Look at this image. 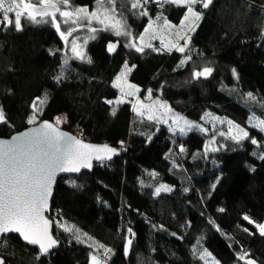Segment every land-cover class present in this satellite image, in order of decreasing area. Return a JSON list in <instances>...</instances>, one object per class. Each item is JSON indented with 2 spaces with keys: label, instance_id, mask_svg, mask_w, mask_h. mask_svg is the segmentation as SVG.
<instances>
[{
  "label": "trees",
  "instance_id": "trees-1",
  "mask_svg": "<svg viewBox=\"0 0 264 264\" xmlns=\"http://www.w3.org/2000/svg\"><path fill=\"white\" fill-rule=\"evenodd\" d=\"M70 4L98 5L96 0ZM104 5L112 7L106 0ZM115 8L130 35L116 36L100 26L95 32L76 30L89 35L83 52L91 63L75 58L50 22L22 19L20 31L0 27V108L7 119L0 123V138L63 115L59 127L121 150L90 172L58 178L49 215L60 241L56 250L37 259L35 246L9 234L0 241L4 264H89L91 255L101 264H264V235L255 226L264 221V131L249 125V117L264 119V0L195 5L201 19L184 52L167 50L157 39L142 52L125 45L136 44L148 23L178 24L186 7L149 0L133 9L131 0H116ZM110 43L116 44L111 52ZM125 64L139 95L151 90L153 98L199 124L207 116L226 118L245 128L249 138L226 135L213 151L199 128L174 134L136 113L130 99L106 103L117 101L111 83ZM205 67L212 73L194 79L193 72ZM37 98L44 102L37 101L34 111ZM33 116L35 122L28 123ZM161 185L171 191L157 195ZM205 252L209 255L200 259Z\"/></svg>",
  "mask_w": 264,
  "mask_h": 264
},
{
  "label": "snow or ice",
  "instance_id": "snow-or-ice-1",
  "mask_svg": "<svg viewBox=\"0 0 264 264\" xmlns=\"http://www.w3.org/2000/svg\"><path fill=\"white\" fill-rule=\"evenodd\" d=\"M107 4L112 5L111 8H104L103 12L92 11L89 12L87 7H78L73 10H64L70 6V0H0V27L8 28L14 26L17 31L22 30V19H27L33 23H51L60 33L61 39L67 40V37L72 35V32L76 31L75 28H71L67 33L60 30V23L57 21V13L64 24L69 22L75 24L77 19H87L91 24L93 19L99 23L104 24L105 28H112L115 31L116 36L130 35L129 32L122 30L121 21L115 19V3L116 0H106ZM154 3H158L161 7L164 4H173L180 7H186V13L184 20H188L191 16L194 20L201 19V13L195 10V5H202L207 9L213 0H152ZM96 3L101 7L104 5L105 0H96ZM149 0H131V7L133 9L140 8L143 5H147ZM13 14L10 16L9 14ZM141 15H147V11L140 13ZM50 17L51 20L44 19ZM76 17L77 19H74ZM39 18V19H38ZM159 19V17H158ZM167 23V22H166ZM183 23V21H182ZM151 25H149L150 27ZM195 30L194 28L192 29ZM91 32H95L96 29H90ZM147 32L148 29L146 28ZM264 36V31L261 32ZM78 39V38H76ZM74 39L72 43V52L75 58L87 60L91 63V60L82 51V46L76 43ZM91 39H95L92 36ZM141 39L143 37L141 36ZM87 43V40H85ZM187 42L183 47H177L172 45L177 51L184 52ZM126 47H133L138 52H142V47H137L135 43L126 44ZM150 47V45H148ZM115 49L114 44L108 45V50L111 52ZM187 60H182L180 63L184 64ZM69 64L68 58L63 61V66L67 67ZM125 68L130 71L128 65L125 64ZM212 73V69L205 67L200 71L193 72V78L200 77L207 78ZM123 73L121 74V76ZM233 75H236L235 69H233ZM64 73L61 71L54 79L60 82L63 79ZM121 76H117V80L121 79ZM114 87L118 86L114 83ZM151 90H149V96ZM249 98H253L252 93L247 94ZM46 99V98H45ZM37 101L43 103V100L37 98L33 101V109L37 110ZM108 104L120 103L121 101H105ZM161 107H167L161 105ZM169 111H171L169 109ZM115 114V109H113ZM150 119L152 117H149ZM59 122V117L56 118ZM183 118L176 117L173 123ZM250 120L255 119L249 117ZM35 122V116L29 119L28 123ZM0 123H7L5 113L0 108ZM231 124V122H229ZM194 127H199L192 122L184 120L183 126L177 124L176 128H171L174 134L179 131L181 135L186 134V130H192ZM238 131L242 135H233L231 138L234 140H241L248 137V133L243 129ZM253 127H259L261 131H264V119H258L253 124ZM203 131V129H201ZM13 140H18L19 143L15 146H10L6 152L0 153V238H3L9 233H18L19 236L30 245H37L39 252L37 259L40 256L49 252L57 244V240L49 234V226L53 223L50 219L46 218L44 212L48 210V200L51 195L52 183L59 172L74 173L79 172L81 167H91L88 161L91 159V152H105L116 153V149L110 148L107 145L103 148H96L91 145L82 143L80 140L74 138H62L56 133L54 126L51 123L45 122L43 127L35 129L30 136L25 137L23 134L21 137H13ZM252 144H257L255 139L251 140ZM6 143V142H5ZM207 147V146H206ZM87 149L88 152L81 151ZM215 151V149H212ZM180 151L183 152L184 148L181 146ZM105 157L96 156L97 160H102ZM106 158L111 159V156ZM264 159V156L260 157ZM175 167V165H174ZM75 186V181H69ZM215 188V184L212 185ZM161 191H171L165 185H161L156 189L158 195ZM187 191V189H185ZM222 211V209H221ZM245 220L249 223H255L249 217L245 216ZM64 228V231H72V226L59 225ZM260 231L261 235H264V224L257 223L255 225ZM78 232V230H76ZM131 234L132 230H128ZM134 235V234H133ZM79 239V237H77ZM132 244V240L128 239L125 244V255L128 254L129 248ZM3 245L0 244V247ZM103 248V245H97ZM106 253L110 252V249H104ZM209 255L204 253L200 256V259H205V256ZM247 254H242L239 259H244ZM0 264H4L3 260H0ZM89 264H101L97 255H91ZM247 264H255L254 261L248 260Z\"/></svg>",
  "mask_w": 264,
  "mask_h": 264
},
{
  "label": "rangeland",
  "instance_id": "rangeland-1",
  "mask_svg": "<svg viewBox=\"0 0 264 264\" xmlns=\"http://www.w3.org/2000/svg\"><path fill=\"white\" fill-rule=\"evenodd\" d=\"M78 7H81V6H78V5L75 6V5L70 4V6L64 10L71 11L74 8H78ZM104 8H111V6L103 5L101 7L100 5H97L93 7L92 9H88V8L87 9L89 12L98 11V10L100 12H103ZM73 18L77 19L76 17H73ZM44 19L49 20V21L51 20L50 17H45ZM115 19H118L121 21L123 31H126V32L129 31L119 16L115 15ZM57 21L60 23V30L65 33H67V31L71 28H75L76 30L87 28L88 31H90V29L92 28L96 29L99 26L101 28L105 27L104 24L99 23L95 19L91 21V24L88 23L87 19H77V22L75 24L71 22H69L68 24H64L63 21L60 19L58 13H57ZM198 21L194 20L191 16H189L188 20H184V17H183L179 21V23L176 25H173L170 23H163L161 26H156L154 24L148 23L147 26L141 32L139 39L135 40L136 46L143 47V46H146L149 43V41H151L152 39H157L165 49L176 50V48H173L172 45L175 44L177 47H183L185 43L188 42L190 34L193 31L192 29L195 28ZM149 25L151 26L149 27ZM146 28L148 29L147 32L145 31ZM141 36L143 37V39H141ZM88 38H89L88 33L87 34H77L76 31H74L72 32V35L67 37V40H64V44L66 46V49L72 54H74L71 50L72 49L71 42L74 39H76V43L81 45L82 51H84L85 40H87ZM111 44H114L116 46L115 43H111ZM122 73L123 75L121 76ZM117 76H121V79L117 80ZM117 76L113 79L111 83L112 87L118 93L117 100L123 101V100L130 99V101L133 104L134 111L136 113L143 115L144 117L148 119H150L149 117H152L151 120H153L154 122L158 124H163L169 129L176 128L177 124L179 126H183L184 120L192 122L195 125H199V127H194V128L203 129V132L208 134V139L206 142L207 149H217L218 147L223 146L224 145L223 139H224V136L226 135H229L230 137H232L233 135H242V133L239 132L236 127L239 125L233 123L232 121L226 118H220L216 116H210V117L207 116V117H204L203 124H199L197 119L182 115L174 111L166 103L153 98L152 95L149 96V91H147L143 96L139 95V89L134 87L129 81V71L128 69L125 68V66L122 68V70ZM114 83L118 86L114 87L113 86ZM162 104L166 105L167 107H161ZM169 109L171 111H169ZM57 117L60 118L59 122H57V119H55V123H57V126H58L62 123V121L64 120V117L63 115H59ZM176 117H181L183 119L177 121V123L174 124L173 120H175ZM256 120L258 119L255 118L253 120H249V125H253L256 122ZM229 122H231V124H229ZM223 127L225 128V130ZM239 129H243L244 131H246L245 128H242L240 126H239ZM186 131H189V130H186ZM75 135L77 136V134ZM261 224H264V221ZM257 231L260 232L258 229Z\"/></svg>",
  "mask_w": 264,
  "mask_h": 264
},
{
  "label": "water",
  "instance_id": "water-1",
  "mask_svg": "<svg viewBox=\"0 0 264 264\" xmlns=\"http://www.w3.org/2000/svg\"><path fill=\"white\" fill-rule=\"evenodd\" d=\"M45 122H48V123H51L55 130H56V133L59 134L62 138L64 139H67L69 137L71 138H74L76 140H80L82 143L84 144H87V145H91V146H94L96 148H103V146L107 145L108 147L110 148H113V149H116V153L115 154H112V153H105V152H91L90 153V156H91V159L88 161V163L91 164V167H81L80 171L79 172H74V173H66V172H59L57 173V175L55 176L54 180H53V183H52V189H51V195L49 197V200H48V210L44 212V215L46 218L50 219L52 221V219L49 217L50 215V209H51V199H52V196H53V192H54V188H55V185L57 183V180L58 178L62 177V176H69V175H79L81 172L83 171H87V172H90L91 169L93 168V166L97 163H100V162H107V161H110L111 159L117 157L120 155L121 153V150L119 148H116V147H113V146H110L108 144H105V143H94V142H90V141H86V140H83L81 139L79 136H76L75 134L57 126L54 122L52 121H49V120H42V121H39L38 123L36 124H33L27 128H25L24 130L18 132V133H15L13 135H11L10 137L8 138H0V153H3V152H6L8 150V148L10 146H15L16 144L19 143L18 140H13V137H21V135L23 134L25 137H28L30 136V134L37 128L39 127H43V124ZM6 142V143H5ZM81 151H84V152H88L87 149H82ZM102 156V157H105L104 159L102 160H97L96 159V156ZM111 156V159H108L106 158L107 156ZM9 234H13V235H16L20 241L26 245H30V244H27L20 236L18 233H9ZM9 234H6V235H9ZM49 234L53 237V239L57 240V244L51 248L49 250V252L51 251H54L56 250L58 247H59V244H60V241L56 238V236L54 235L53 233V223L50 224L49 226ZM5 235V236H6ZM2 240V238H0V241ZM30 246H35L37 249H38V246L37 245H30ZM39 251V249H38ZM48 252V253H49ZM47 254V253H46ZM44 254V255H46ZM0 260H3L4 262V259L3 257L0 255ZM253 261V260H252ZM255 264H258L255 262Z\"/></svg>",
  "mask_w": 264,
  "mask_h": 264
}]
</instances>
